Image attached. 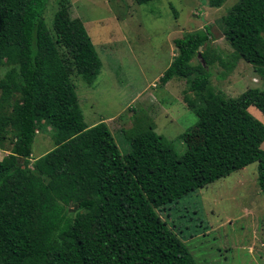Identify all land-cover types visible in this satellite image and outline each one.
Masks as SVG:
<instances>
[{
	"label": "trees",
	"instance_id": "1",
	"mask_svg": "<svg viewBox=\"0 0 264 264\" xmlns=\"http://www.w3.org/2000/svg\"><path fill=\"white\" fill-rule=\"evenodd\" d=\"M49 1L0 0V147L7 134L12 141L0 160V264H196L157 210L255 163L264 199V124L248 111L264 110V95L226 97L209 72L242 60L264 81V0H237L222 17L231 61L213 54L208 27L173 40L159 85L185 80L184 103L198 118L180 155L138 124L122 155L104 120L85 123L63 55L89 85L101 61L68 10L47 27ZM39 132L53 147L32 159Z\"/></svg>",
	"mask_w": 264,
	"mask_h": 264
},
{
	"label": "rangeland",
	"instance_id": "2",
	"mask_svg": "<svg viewBox=\"0 0 264 264\" xmlns=\"http://www.w3.org/2000/svg\"><path fill=\"white\" fill-rule=\"evenodd\" d=\"M236 1L224 0L221 7L212 8L207 0H157L144 5L134 0H50L44 14L47 27L52 29L57 11L68 10L82 22L101 60L99 75L89 85L70 64L68 54L63 55L85 123L92 126L104 120L122 155L130 151L126 135L137 124L152 127L182 154L184 137L197 126L198 118L184 103L185 80L173 79L162 87L159 78L176 55L173 40L207 27L213 54L231 61L233 49L221 19ZM209 72L214 90L226 97L236 98L247 89L264 95V81L242 60L230 69L217 62ZM260 108L248 111L264 124ZM2 144L0 160L11 151L9 134ZM52 147L50 135L39 132L32 159ZM157 213L196 264H264V199L257 184V163Z\"/></svg>",
	"mask_w": 264,
	"mask_h": 264
},
{
	"label": "crops",
	"instance_id": "3",
	"mask_svg": "<svg viewBox=\"0 0 264 264\" xmlns=\"http://www.w3.org/2000/svg\"><path fill=\"white\" fill-rule=\"evenodd\" d=\"M98 55V54H97ZM99 57V56H98ZM99 59H100V57H99ZM101 61V60H100Z\"/></svg>",
	"mask_w": 264,
	"mask_h": 264
},
{
	"label": "water",
	"instance_id": "4",
	"mask_svg": "<svg viewBox=\"0 0 264 264\" xmlns=\"http://www.w3.org/2000/svg\"><path fill=\"white\" fill-rule=\"evenodd\" d=\"M200 51V50H199ZM199 56V55H198Z\"/></svg>",
	"mask_w": 264,
	"mask_h": 264
}]
</instances>
